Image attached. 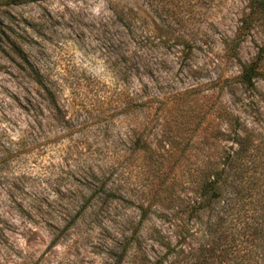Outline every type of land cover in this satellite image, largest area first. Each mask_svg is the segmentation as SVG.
Instances as JSON below:
<instances>
[{
	"label": "rangeland",
	"instance_id": "rangeland-1",
	"mask_svg": "<svg viewBox=\"0 0 264 264\" xmlns=\"http://www.w3.org/2000/svg\"><path fill=\"white\" fill-rule=\"evenodd\" d=\"M113 2L0 4V264L176 261L152 241L151 226L172 244L177 238L164 206L147 211L139 247L131 240L146 191L167 176L179 209L193 197L182 183L186 170L204 156L216 162L232 152L234 131L252 138L253 152L264 156V58L251 84L236 78L264 28L240 39L235 55L229 48L246 0L192 5L199 14L176 29L146 20L158 29L139 43L140 54L115 21ZM33 71L48 80L54 106L32 82ZM138 89L150 97V115L156 98L167 99L147 137L153 149L165 138L159 124L186 137L198 122L199 140L189 155L163 152L160 165L154 153L134 150V112L123 104ZM187 222L199 235L198 223Z\"/></svg>",
	"mask_w": 264,
	"mask_h": 264
},
{
	"label": "trees",
	"instance_id": "trees-1",
	"mask_svg": "<svg viewBox=\"0 0 264 264\" xmlns=\"http://www.w3.org/2000/svg\"><path fill=\"white\" fill-rule=\"evenodd\" d=\"M29 1L34 0H0V4L10 5ZM211 1L141 0L139 6H134L136 0H114L113 4H110V10L119 27L125 30L126 38L136 42L135 48L140 54L139 43L145 42L153 34L154 26L150 28L146 20L157 19L165 28L176 29L185 24L192 14H199L198 10L192 13L193 10L190 8L192 5L208 6ZM245 7L247 10L240 16L234 37L229 41L233 55L240 39L252 28H264V0H246ZM176 37L182 38L179 33H176ZM263 58L264 39L256 46V52L251 60L241 65L236 76L238 82L251 84L260 74V63ZM30 78L38 86L44 99L54 106V95L48 80L38 71H33ZM140 91L138 89L134 96L123 104L125 108L129 107L134 112L136 122L132 141L134 150L148 156L154 153L158 158L154 161L160 165L165 161L163 152L166 155L176 151L178 159L183 157L184 151L189 155V149H193L199 140L198 122L195 121V126L189 130L186 137L179 135L177 130L166 127V124H159L156 131L159 136L165 137L162 139V145L158 146L162 152L159 148L153 149L151 140L147 137L153 134L152 123L157 120L155 111L157 114L165 110L167 99L162 95L156 98L157 105L150 115V97L141 94ZM180 93L181 91L176 94L178 97L175 96L170 101L172 110L182 97ZM179 114L182 117V113ZM231 139L236 144L232 152L225 151L216 162L210 160L209 156H204L198 165L186 170V177L182 183L190 187L193 197L183 201L179 209L175 205V196L171 195L172 188L166 181L167 176H162L155 187L146 191V209L141 208V217L130 234L131 240L138 243L137 247L138 239H141L142 233L145 232L139 230V227L147 211L153 206H164V209L171 212L167 221L172 229L178 232L177 238L172 244L169 240H164V236L155 227L151 226V232L155 235L152 237L153 244L161 242L167 255H176V261H168L166 264H264V156L253 152L252 138L241 136L234 131ZM191 164L196 163L192 161ZM243 175L245 179L242 181ZM200 212H206L208 217L203 220ZM180 213L184 216L181 217ZM189 219L198 223L196 227L199 226V235L198 229L190 230L187 222ZM175 243L179 247L177 250L174 249ZM145 260L149 261L146 257ZM159 262L153 261L151 264Z\"/></svg>",
	"mask_w": 264,
	"mask_h": 264
}]
</instances>
